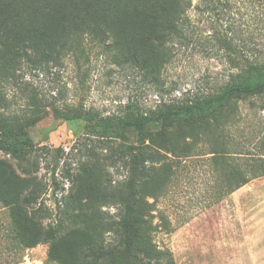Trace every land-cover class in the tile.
Segmentation results:
<instances>
[{"label": "rangeland", "instance_id": "1", "mask_svg": "<svg viewBox=\"0 0 264 264\" xmlns=\"http://www.w3.org/2000/svg\"><path fill=\"white\" fill-rule=\"evenodd\" d=\"M136 1L111 0L116 7L111 15L124 30L122 36L148 58L159 80L132 62L106 58L99 46L81 66L69 58L59 65L41 64L8 53L16 62L5 76L0 73V116L24 127L30 152L18 157L0 149V254L9 258L0 264H129L122 251L121 205L112 197L128 187V178L140 182L135 184L138 204L147 213L153 208L151 234L166 252L165 260L264 264V175L221 196L223 171L214 170L210 154L201 149L188 158L170 154L154 162L139 160L128 149L134 132L119 126L120 120L155 109L161 100L224 85L235 68L218 37L230 36L229 28L236 31L237 45L257 49L264 59V0H220L207 7L193 0L191 39L172 47L171 61L164 67L160 48L138 34L140 22L132 16ZM52 26L49 22L44 29L57 39L54 49L63 28ZM116 52L127 55L122 49ZM239 111L240 122L232 132L246 154L242 163L250 156L264 157V95L240 100ZM260 166L264 168L262 162ZM52 177L58 182L56 190ZM30 181L42 182L47 191L27 207L28 221L45 231L60 229L53 240L25 246L11 236L18 219L10 207L27 204ZM43 204L49 214L37 210ZM108 246L116 248V261L87 258Z\"/></svg>", "mask_w": 264, "mask_h": 264}, {"label": "trees", "instance_id": "2", "mask_svg": "<svg viewBox=\"0 0 264 264\" xmlns=\"http://www.w3.org/2000/svg\"><path fill=\"white\" fill-rule=\"evenodd\" d=\"M218 1L199 0L206 7ZM192 4L193 0H138L134 4L132 16L140 22L138 34L142 35L144 42L160 48L163 67L171 61L172 47L191 39L189 10ZM115 10L111 0H64V3L62 0H0V73L5 76L10 71L9 66L16 62V56L10 57L8 53H21L41 64L52 61L59 65L69 58L81 66L90 61L93 49L99 46L106 58H113L119 64L132 62L139 69L146 70L151 79L159 80L150 70L148 58L139 54L138 47H132L122 36L124 30L111 15ZM49 22L53 29L63 28L62 39L54 49L52 42L55 44L57 39L53 40L50 30L44 29ZM229 31L230 36L218 37L229 51V61L235 68L224 85L207 92L185 93L179 98L161 100L155 109L119 121L122 130L134 132L128 149L139 160L154 162L161 160L163 155L169 158L170 154L188 158L201 149L210 154L214 170L223 171L224 178L220 179L225 183L222 185L224 191L220 189L221 196L264 175V168L260 166V162L264 164V157L248 156L249 159L242 163L246 154L232 132L240 122V100L264 95V59L259 58L261 55L257 49L237 45L236 31L230 28ZM14 47L19 49L13 52ZM121 49L126 56H118L116 50ZM29 142L23 126L0 116V149L26 157L30 152ZM150 147L156 149L150 152ZM139 183L128 178V187L119 188L112 194L121 205L123 254L129 264H172L165 260L166 252L153 241L154 224L149 218L153 208L147 213L138 204L141 196L136 185ZM51 186L54 190L58 187L56 177H52ZM26 188L24 202L27 204H11L10 207L13 219H18L17 224H12L15 228L12 238L19 239L25 246H32L43 238L53 240L59 226L45 231L28 221L31 216L27 207L41 201L47 188L37 181H30ZM153 195L155 200L159 196L157 192ZM148 203L152 207L153 203ZM37 210L41 214L51 212L45 204ZM22 222H27V226ZM92 257L116 261V248L108 246L95 256L87 254V258ZM4 259L6 256L0 254V263Z\"/></svg>", "mask_w": 264, "mask_h": 264}]
</instances>
